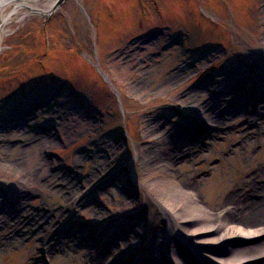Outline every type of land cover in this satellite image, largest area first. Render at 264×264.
Here are the masks:
<instances>
[{"label": "rangeland", "instance_id": "obj_1", "mask_svg": "<svg viewBox=\"0 0 264 264\" xmlns=\"http://www.w3.org/2000/svg\"><path fill=\"white\" fill-rule=\"evenodd\" d=\"M54 1L19 0L0 49V264H135L164 222L138 159L145 128L169 138L177 178L198 180L209 206L264 165V0L29 10Z\"/></svg>", "mask_w": 264, "mask_h": 264}, {"label": "bare ground", "instance_id": "obj_2", "mask_svg": "<svg viewBox=\"0 0 264 264\" xmlns=\"http://www.w3.org/2000/svg\"><path fill=\"white\" fill-rule=\"evenodd\" d=\"M11 4L16 6L7 11L5 7ZM20 5L19 0H0V49L3 38L12 33L9 25L20 19ZM52 6L53 2L48 9L31 7L29 10L46 14ZM232 91L238 107L242 100L246 102L243 90ZM203 114L202 124L209 130L215 115ZM147 130L149 128H145L140 140L148 144L138 149V159L142 162L147 187L162 208L164 222L135 264H264V181L254 178L255 173L264 174V165L251 174L244 190L224 192L222 204L209 206L199 191L198 180L177 178L171 161L176 150L170 149L169 138L154 130L147 133ZM6 211L0 204L2 223L6 220ZM137 221L129 235V244H136L139 239L142 226L141 220ZM173 234L189 246L193 255L175 248L168 238ZM234 236L242 238L244 243L232 246ZM219 243L225 248L224 255H217L212 247Z\"/></svg>", "mask_w": 264, "mask_h": 264}, {"label": "water", "instance_id": "obj_3", "mask_svg": "<svg viewBox=\"0 0 264 264\" xmlns=\"http://www.w3.org/2000/svg\"><path fill=\"white\" fill-rule=\"evenodd\" d=\"M64 0H56L55 2H54V8H56V7H58L62 2H63Z\"/></svg>", "mask_w": 264, "mask_h": 264}]
</instances>
